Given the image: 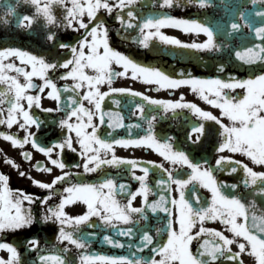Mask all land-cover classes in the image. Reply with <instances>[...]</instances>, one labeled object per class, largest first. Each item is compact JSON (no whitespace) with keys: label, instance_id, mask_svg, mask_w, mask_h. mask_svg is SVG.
Here are the masks:
<instances>
[{"label":"snow or ice","instance_id":"6c2138e0","mask_svg":"<svg viewBox=\"0 0 264 264\" xmlns=\"http://www.w3.org/2000/svg\"><path fill=\"white\" fill-rule=\"evenodd\" d=\"M34 8V14H21L16 23L19 27L31 29L34 22L42 23L46 31V39L52 42V48H68L66 58L56 59L52 53L37 54L19 47L0 48V125L11 128L14 124L24 131V136L19 137L15 133L0 131V137L11 142L13 147L27 143L45 154L51 165L57 166L60 174L54 175L51 182H43L32 179V182L43 189L47 194L37 197L35 194L14 190L9 186V176L0 172V232L15 231L25 227H31L34 223H55L57 230L55 240L67 241L63 247L45 242L41 244L38 236H32L25 240L27 250L36 252L33 264H77V258H72L69 244L81 251L78 255V264H90L91 261H111V264L124 262V264H222L223 261L239 259L241 253L247 251L255 257L256 264H264V7H261L256 15L262 20L259 26H254L253 21L241 10L239 17L243 24L233 20L230 28L224 33V39H219L212 28L195 18L175 17L166 13H159L156 17L151 15L141 17L137 12V0H23ZM153 4L159 3L161 8L173 7L180 4L181 0H152ZM187 4L206 7L212 0H186ZM256 5L257 0H251ZM58 4L65 10L62 18L58 19L53 5ZM106 11L113 15L125 30H138L136 36H125V39L135 40L138 45L147 48L152 37H158L165 44L178 47L204 50L207 53L227 52L228 59L239 62L241 66H247L248 75L245 78L237 76L235 70L226 71L227 64L223 58L216 62L218 72L225 73V78L215 76L201 78L188 74L186 78H176L169 75L159 67L147 66L114 48L109 42V31L106 21L98 12ZM16 9L9 6L3 18V23L8 24V14L15 13ZM85 16L87 19H85ZM252 31L254 38L260 43H248L231 45L229 38L241 35L244 25ZM60 26L74 31L83 29V32L75 42H64L59 39L57 33L48 26ZM171 25L182 28L185 32L204 33L203 41H183L179 38L168 36L159 31L160 27ZM155 27L156 31H145ZM123 35V33H122ZM228 41V42H226ZM8 57L19 59L21 64L14 60L4 61ZM24 65V66H22ZM30 65V70L26 67ZM113 65L121 66L120 70ZM63 69L59 72L58 69ZM142 79L146 83H154L160 88H178L182 85L190 86L191 90L207 104L219 109V115L202 109L195 102L185 101L184 94L180 93V99H163L146 95L144 92L126 87H113L112 82L117 77L128 75ZM14 70L22 74L21 82L18 75H9ZM183 77V70H181ZM40 78V83L32 78ZM71 83L58 85L56 80H68ZM107 84L108 88L101 91L100 85ZM242 89V93L233 96L230 89ZM38 89L36 94L27 91ZM56 101V109H44V111L60 110L62 104L65 116L59 119L61 137L51 142L50 146L38 142L36 133L30 131L32 125L39 127L42 124L30 109L35 105L41 107L40 93H44ZM71 94H68V93ZM110 93H129L132 96L141 97L146 103H135V114L147 122L145 135L136 137L114 136L111 132H100V126L107 124L111 128L127 127L121 113L105 112L102 109V101ZM67 101L64 104V101ZM92 107L85 105L84 101ZM26 101L27 106L23 103ZM118 104L119 101H116ZM148 109V112L145 109ZM177 109H187L199 119L191 126L188 139L192 140V133H197L196 141H200L206 131L204 121H213L219 127L215 129L220 140L215 151L222 153L225 149L231 153H240L250 162L236 160L233 156L219 155L215 164L207 160L194 162L189 155L179 147H174L175 137L165 135L158 138L154 132V122L157 117L171 111L177 114ZM75 117V121L71 118ZM98 117V122L94 120ZM228 123H225V119ZM136 127L141 125L136 124ZM90 129V131H89ZM74 133V135H73ZM114 145L123 147L144 146L154 149L173 165H186L187 169L177 171L175 174L170 168L161 162L147 161L151 169L144 162L136 158L119 157L115 155ZM54 149L59 152L53 156ZM65 149L77 152L83 158L82 167L84 173L102 171L105 165H112L125 170V175H130L139 182V187L131 190L127 181L115 176L102 173L96 182H86L79 172L73 173L65 168L71 165L65 163L62 154ZM111 151V155L109 152ZM103 153V155H101ZM26 159H31L28 151L21 152ZM5 163L19 170L20 166L10 157L5 156ZM207 165V166H202ZM37 170L51 173L52 167L36 161L33 165ZM81 167L80 164L76 165ZM135 169L142 171L137 175ZM159 170L162 175L156 180L157 190L148 182L150 171ZM234 173L236 181L221 180L217 172ZM21 176L26 175L20 171ZM166 174V175H164ZM76 177V179H74ZM119 179V182H118ZM62 182L64 187L58 202L48 204L50 198L56 194L55 187ZM192 187L189 188V184ZM210 192L208 202L201 204L198 201L202 197L198 193L196 184ZM173 185L178 196L172 195ZM107 189V191H104ZM156 192L157 199L149 200V193ZM186 191L190 196H186ZM120 194H126V203L118 199ZM137 195L143 197V206L133 205ZM194 197V199H192ZM37 200L46 209L37 217L30 205ZM24 201L28 202V207ZM82 201L86 205V211L78 215H71L64 209L67 204ZM159 215L165 213L164 231L167 232L166 242L156 243L151 249L155 256L146 258L132 252L131 256H105L89 254L86 251L90 239L96 233L81 231V225L92 224L90 217L96 216L103 225L117 228L118 222L132 223L133 214H138L136 219L148 218V211ZM219 220L225 225L228 232L215 228H206L205 221ZM199 221V228L193 231ZM178 224V227L176 226ZM121 235L133 237L137 235L133 227H119ZM156 233L161 229L156 228ZM105 242L111 245L124 247V242L105 234ZM196 241V249L193 251L192 242ZM236 246L234 250L232 245ZM153 245V235L148 230L139 233V239L129 242V249L147 248ZM0 249L9 254L7 259L0 257V264H25L21 258L18 247L7 241H0ZM239 264H244L239 260Z\"/></svg>","mask_w":264,"mask_h":264},{"label":"flooded vegetation","instance_id":"af4514ba","mask_svg":"<svg viewBox=\"0 0 264 264\" xmlns=\"http://www.w3.org/2000/svg\"><path fill=\"white\" fill-rule=\"evenodd\" d=\"M66 2H68V0H66ZM110 2H114V0H110ZM137 5L138 8L136 10L141 17H147L149 15L156 17L159 13L163 12L178 18H195L212 28L219 39H224V33L228 28H230L231 22L233 20L243 24V21L239 17V12L241 10L246 12V16L253 21L254 26H259L262 18L257 16L256 12L259 11L261 7H264V0H257L256 5H253L251 0H212V3L206 7H200L195 4L189 5L187 4L186 0H181L179 5L170 8H161L158 2L153 4L152 0H137ZM9 6L15 7L16 11L13 14H8L7 19L9 20V23L4 24L3 18L5 17V13ZM53 8L57 18L61 19L65 11L63 7L55 4L53 5ZM21 14H34L33 6L24 3L23 0H0V48L19 47L37 54L47 55L48 53H52L56 59L66 58L65 54L69 52L68 48H60L58 46L56 48H52V42L46 39V31L42 23V18L39 22H34L31 29H29L26 27H19L17 25L16 20ZM98 15L106 21L108 27L110 28L109 42L114 48L128 54L142 64L159 67L169 75H172L176 78H186L188 74L201 78H211L218 75L221 76V78H225V73L218 72L216 67V62L221 58H223L227 64L226 71L235 70L237 76L241 78H245L249 74L246 70L247 66H241L239 62L234 63L232 60H229L227 52L224 50H222L219 54L207 53L204 50H195L178 47L171 44H165L155 36L150 39L149 47L144 48L138 45L135 40L124 38L125 36H136L138 34V30H125L122 28L120 23L113 19L114 13L113 15H109L106 11L101 9L98 12ZM85 19H87L86 16ZM48 27L55 31L59 39L64 42H75V40L79 38L83 32V29L74 31L71 28L65 29L64 27L60 26L53 27L49 25ZM145 31H156V29L153 27L151 29H145ZM159 31L168 36H173L188 42L193 40L203 41L206 39V35L202 32H185L182 28L171 25L162 26L160 27ZM229 41V47H231L233 44L239 46L241 44H248L250 42L260 43L259 39L254 38L252 31L246 24L241 29V35H234L229 38ZM8 60H14L15 63L21 64L19 59H14L13 57H8L4 62L7 63ZM26 67L30 70L31 66L28 65ZM113 67L117 68V70L121 69V66L118 65H113ZM181 70H183V77ZM58 71L62 72L63 69H58ZM9 75H18L20 81H24L23 75L15 73L14 70L10 71ZM32 79L37 83L41 82L40 78L38 77H33ZM66 82L71 83L70 78L67 81L56 80L58 85H62ZM112 86L132 88L155 98L172 100L180 99V93L182 92L184 94L185 101L195 102L202 109L211 111L215 115H219V109L203 101L196 92L191 90L190 86L182 85L178 88H160L154 83H146L142 79L132 77L131 69L128 70V75L115 78L112 82ZM2 87L3 85H0V88ZM99 87L101 91H105L107 90L108 85L105 83ZM27 91L36 94L38 89H28ZM47 91L48 89H45L44 93H40L41 107H36L33 105V107L30 109V111L40 121H42L39 129L36 127V125H32L30 127V131L36 133L38 142L44 144L45 146H50L52 141L62 138L61 128L59 127L58 121L65 116V111L63 104L60 110L44 111V109H56L57 107L56 101L46 95ZM226 91H229L233 96L237 95V93H242V89L240 88ZM68 94L71 93L69 92ZM116 101H119V103L117 104ZM23 103L25 106H27L26 101H23ZM63 103L66 104L67 101L65 100ZM84 103L86 106L92 107V105L88 104V101L85 100ZM135 103L146 102H144L141 97L132 96L129 93H110L109 96H106L102 101V109L105 112L111 111L113 113H121L124 124L131 125V130L129 131L127 127L111 128L105 123L100 126L101 134L103 135L105 132H111L114 136L125 138L129 136L136 137L145 135L147 131V122L135 114L139 111L138 109H135ZM145 111L148 112V109L146 108ZM176 113L177 114H173L171 111H169L167 114L163 115L162 118L160 116L157 117L156 121L154 122V132L158 138H163L166 134L175 137L176 141L174 142V147L178 143L179 147L185 150V152L191 159H193L194 162L199 160H207L210 162V164L214 165L216 158L221 154L233 156L236 160H244L245 162H249L248 159L240 153H231L227 149H225L222 153L215 151V147L218 144L220 137L215 131V129L219 126L213 121H204L206 125V131L204 136L201 137L200 141L195 140L197 133H192L193 139L189 140L187 138L188 132L190 131L191 126L197 123L199 118L187 109H177ZM71 119L75 121V117H72ZM224 119L225 123H228L227 119ZM94 120L98 122V117H94ZM136 124L141 125V127H136ZM0 131L15 133L19 137L24 136V131L19 129L15 124L11 128H7L6 125H0ZM113 147L115 149V155L119 157L136 158L141 162H144L150 169L152 166L148 165L147 161L161 162L165 165V167L170 168L174 174L177 171L188 170L186 165H173L150 147H123L120 145H114ZM23 151L30 152L32 154L31 159L26 160L21 155V152ZM57 152H59V149H54L52 155L55 156ZM101 155H103V153H101ZM109 155H111V151L109 152ZM5 156L15 160V162L20 166L19 170L5 163ZM62 158L66 164L72 166L70 169L65 168L64 170H70L73 173L79 172L81 177L86 182H96L97 178L102 176V173H106L108 176H115L119 179L127 181L131 190H135L137 187H139V182L134 180L130 175H125V170L123 168L105 165L102 171L84 173L82 167L83 158L80 157L77 152H72L71 150L65 149L62 154ZM36 161H40L45 166L52 167L53 171L49 173L43 170H37L36 167L33 166ZM77 164H80L81 167L77 168ZM20 171H24L26 175L21 176L19 174ZM60 171L61 170L57 166L51 165L50 161L47 159V156L35 149L31 143H27L23 145V147H13L10 141L0 137V172L9 176L8 184L14 190V192L22 189L23 192L35 194L37 197H42L47 194L48 190L36 186L32 182L31 178L38 179L43 182H51L53 176L60 174ZM135 171L137 172V175L142 174L140 169H135ZM27 173L31 174V178H29ZM161 175L162 173H160L159 170L150 171L148 175L149 184H151L157 190L159 189V186L156 185V180L159 179ZM217 176L221 180H237V176L234 173L230 174L221 171L217 172ZM74 179H76V177H74ZM54 187L56 194L50 198L48 204H54L55 202H58L60 195H67V193L62 192V188L64 187L62 182L58 183V185ZM188 187L191 188L192 184L190 183ZM196 188L198 189L199 195L202 197V199L198 202L201 204L207 203L210 192L200 186L198 183L196 184ZM173 189L172 195L178 196V192L175 191V185H173ZM104 191H107V189H104ZM186 196H190V193L187 191ZM157 198L158 197L155 191L149 193V200ZM118 199L121 203L127 202L126 194H120ZM192 199H194V197H192ZM142 200L143 197L137 195L133 200V205L137 207L143 206ZM24 204L26 207L29 206L27 201H24ZM30 207L33 213L39 217L41 212L46 209L47 205H42L39 200H37L35 203L31 204ZM64 210L71 215H78L86 211V205L82 201H75L74 203L67 204ZM147 211V219L143 217L136 219L138 214H133L134 220L132 223H117V228L133 227L134 231L137 232V235L133 237L121 235L117 228H111L109 226L103 225V222L100 221L96 216L90 217V220L94 223L81 225V231L86 233L95 232L96 235L91 237L89 247L86 251H88L90 255L98 254L105 256H131L132 252H137L138 256L142 255L146 258L155 256L156 259H159V253H153L151 249L156 243L166 242L167 232L164 231L166 222L163 219L166 214L161 211L159 215H157L152 213L150 210ZM176 226L178 227V224ZM199 226V221H197L193 231L198 230ZM204 226L206 228H215L224 231L226 235H232L227 231L225 225H223L218 219L215 221H205ZM156 228L161 229L159 234L156 233ZM56 230L57 224L55 223L44 224L37 222L31 227H25L15 231L0 232V241H7L16 245L19 252L21 253L22 260L25 261V264H33L36 257V252L33 250H27L25 240L27 238H31L32 236H38L40 238L41 244L50 242L51 244H56L58 247H63V244L68 242L64 241L61 243L56 241ZM142 230H148L150 234L153 235V245H149L147 248L143 249H138L136 247L129 249V242L132 240L138 241L139 233ZM105 234L123 241L124 247L121 248L119 246L111 245L105 242L103 239ZM196 247V241L193 240V251H195ZM232 247L234 250H238L236 249L235 244L232 245ZM69 248V255L72 258H77L78 264V255L81 251L85 250H78L75 248V246L70 244ZM8 255L9 254L6 250L0 249V257L7 259ZM240 259L243 260L244 264H256L255 257L247 251L241 253V257L239 259L223 261L222 264H239ZM90 264H111V261L101 262L93 260L90 262ZM117 264H124V262L118 261Z\"/></svg>","mask_w":264,"mask_h":264}]
</instances>
